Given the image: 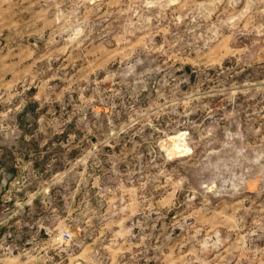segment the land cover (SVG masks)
Returning <instances> with one entry per match:
<instances>
[{
  "label": "rangeland",
  "instance_id": "374dc122",
  "mask_svg": "<svg viewBox=\"0 0 264 264\" xmlns=\"http://www.w3.org/2000/svg\"><path fill=\"white\" fill-rule=\"evenodd\" d=\"M0 264H264V0H0Z\"/></svg>",
  "mask_w": 264,
  "mask_h": 264
},
{
  "label": "bare ground",
  "instance_id": "6f19581e",
  "mask_svg": "<svg viewBox=\"0 0 264 264\" xmlns=\"http://www.w3.org/2000/svg\"><path fill=\"white\" fill-rule=\"evenodd\" d=\"M176 146H177V145H176ZM179 148H180V147H179ZM179 148H178V149H179Z\"/></svg>",
  "mask_w": 264,
  "mask_h": 264
}]
</instances>
